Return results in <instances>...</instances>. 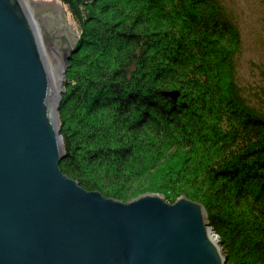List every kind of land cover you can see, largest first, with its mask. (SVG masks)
Instances as JSON below:
<instances>
[{
  "label": "trees",
  "instance_id": "obj_1",
  "mask_svg": "<svg viewBox=\"0 0 264 264\" xmlns=\"http://www.w3.org/2000/svg\"><path fill=\"white\" fill-rule=\"evenodd\" d=\"M49 1L81 34L58 110L63 174L125 203L187 197L228 264H264V115L236 82L242 38L220 0Z\"/></svg>",
  "mask_w": 264,
  "mask_h": 264
},
{
  "label": "water",
  "instance_id": "obj_2",
  "mask_svg": "<svg viewBox=\"0 0 264 264\" xmlns=\"http://www.w3.org/2000/svg\"><path fill=\"white\" fill-rule=\"evenodd\" d=\"M77 40L62 4L0 0V264H228L202 204L125 203L63 174L58 110Z\"/></svg>",
  "mask_w": 264,
  "mask_h": 264
},
{
  "label": "rangeland",
  "instance_id": "obj_3",
  "mask_svg": "<svg viewBox=\"0 0 264 264\" xmlns=\"http://www.w3.org/2000/svg\"><path fill=\"white\" fill-rule=\"evenodd\" d=\"M220 2L241 33L242 46L236 60V82L242 90L247 105L259 112L258 114L264 115V0H220ZM62 7L66 13L68 27L76 33L78 38L73 48L75 50L81 34L72 15L66 7L63 5ZM65 78L67 79V70ZM65 83L63 80L62 88H65ZM215 238H217L221 252L226 258L225 250L216 233Z\"/></svg>",
  "mask_w": 264,
  "mask_h": 264
},
{
  "label": "bare ground",
  "instance_id": "obj_4",
  "mask_svg": "<svg viewBox=\"0 0 264 264\" xmlns=\"http://www.w3.org/2000/svg\"><path fill=\"white\" fill-rule=\"evenodd\" d=\"M61 85H62V83H61Z\"/></svg>",
  "mask_w": 264,
  "mask_h": 264
}]
</instances>
